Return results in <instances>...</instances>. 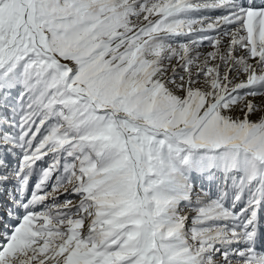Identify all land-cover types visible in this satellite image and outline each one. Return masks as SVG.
<instances>
[{"label": "snow or ice", "instance_id": "obj_1", "mask_svg": "<svg viewBox=\"0 0 264 264\" xmlns=\"http://www.w3.org/2000/svg\"><path fill=\"white\" fill-rule=\"evenodd\" d=\"M0 264H264V0H0Z\"/></svg>", "mask_w": 264, "mask_h": 264}]
</instances>
